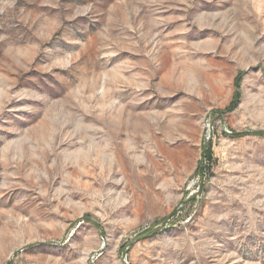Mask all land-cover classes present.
Masks as SVG:
<instances>
[{
    "label": "rangeland",
    "instance_id": "1",
    "mask_svg": "<svg viewBox=\"0 0 264 264\" xmlns=\"http://www.w3.org/2000/svg\"><path fill=\"white\" fill-rule=\"evenodd\" d=\"M0 264H264V0H0Z\"/></svg>",
    "mask_w": 264,
    "mask_h": 264
},
{
    "label": "trees",
    "instance_id": "2",
    "mask_svg": "<svg viewBox=\"0 0 264 264\" xmlns=\"http://www.w3.org/2000/svg\"><path fill=\"white\" fill-rule=\"evenodd\" d=\"M241 76L237 77L236 83H235V95L230 103V105L226 108L227 112L234 111L240 104L241 98H242V93H241ZM223 111V112H226ZM239 136H243L242 134ZM204 158L209 160V162H212L213 160V153H212V143L209 142L204 148ZM212 169H209L208 172L210 173ZM201 171V170H200Z\"/></svg>",
    "mask_w": 264,
    "mask_h": 264
}]
</instances>
